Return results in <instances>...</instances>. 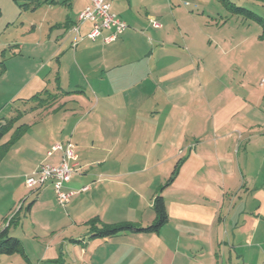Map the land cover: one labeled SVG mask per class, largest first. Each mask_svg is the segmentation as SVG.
<instances>
[{
	"label": "crops",
	"instance_id": "obj_1",
	"mask_svg": "<svg viewBox=\"0 0 264 264\" xmlns=\"http://www.w3.org/2000/svg\"><path fill=\"white\" fill-rule=\"evenodd\" d=\"M45 1L28 9L50 24L40 47L52 81L34 73L30 88L10 97L22 100L18 119L0 141V231L22 246L0 264H264V92L192 125L191 109L170 88L180 75H159L160 49L143 35L173 32L200 49L192 36L208 23L182 4L203 0H107L127 30L104 43L108 31L89 40L85 23L75 47L71 28L91 0ZM34 47L28 40L20 49ZM68 141L80 171L61 209L50 183L30 191L24 178L43 163L58 165L61 154L46 153ZM159 194L167 221L158 232L91 237L103 226H150Z\"/></svg>",
	"mask_w": 264,
	"mask_h": 264
},
{
	"label": "rangeland",
	"instance_id": "obj_2",
	"mask_svg": "<svg viewBox=\"0 0 264 264\" xmlns=\"http://www.w3.org/2000/svg\"><path fill=\"white\" fill-rule=\"evenodd\" d=\"M182 5L195 16H202L200 22L208 23L207 32L203 30L192 36V42L201 43L200 49L194 50L192 43L193 49L188 44L186 48L173 32L157 40L145 32L143 35L148 37L151 50L160 49L158 56L163 62L159 75H180L170 88L175 103L191 109L193 114L187 122L202 123L206 113L209 123L217 109L241 107L246 97L258 99L259 92H264L260 88L264 84V0H203L201 5ZM25 6V0H0V128L4 127L5 131L9 120L18 119L13 113L22 101L10 97L30 88L27 84L30 75L50 77L51 66L45 62V51L40 47L50 38V24L41 11ZM242 9L253 12L257 18L248 17ZM190 23L194 29V22ZM32 25L36 32L30 36ZM28 40L37 44L33 53L27 48L20 49ZM69 52L74 51L69 49ZM49 80L52 77L46 79L47 83Z\"/></svg>",
	"mask_w": 264,
	"mask_h": 264
},
{
	"label": "built area",
	"instance_id": "obj_3",
	"mask_svg": "<svg viewBox=\"0 0 264 264\" xmlns=\"http://www.w3.org/2000/svg\"><path fill=\"white\" fill-rule=\"evenodd\" d=\"M85 23L91 24V30L85 36L89 40L94 41L101 36L103 31H108L109 35L104 38V43L113 42L128 27L123 20L111 12L110 3L107 0H91V3L80 12L76 24L71 28L74 35L73 47L84 39L79 34L80 27ZM54 152L61 154L59 164H41L36 170L25 176L24 185L30 191H37L50 183L57 206L65 209L75 195L74 192L66 191L65 186L72 176L80 171V166H78L77 155L74 153L75 146L72 142L68 141L65 145L55 144L46 155L51 156Z\"/></svg>",
	"mask_w": 264,
	"mask_h": 264
},
{
	"label": "trees",
	"instance_id": "obj_4",
	"mask_svg": "<svg viewBox=\"0 0 264 264\" xmlns=\"http://www.w3.org/2000/svg\"><path fill=\"white\" fill-rule=\"evenodd\" d=\"M26 1V6L28 8H35L38 5H40L41 3H45L46 1H41V0H25ZM245 15H247L248 17H256L255 15H253L254 13L248 10H244ZM259 19V18H258ZM261 21V19H259ZM264 39V36H263ZM264 41V40H263ZM9 129V126H8ZM7 131V130H6ZM5 129L4 127L0 128V141L2 140L4 134H5ZM176 170L173 172V174H171V177L169 178V180L167 181V183L164 185L163 188L168 187L170 185V183L173 181L174 176L176 175ZM163 188H160L161 191L163 190ZM153 211H154V221L153 223L146 227V228H137L134 227L131 224H121L118 226H114V227H107V226H103L101 228L98 229H93V233L91 234L92 238H104V237H110L113 235H116L119 232H123V231H134L137 233H150V232H158L160 227H162L166 221H167V215H166V209H165V202H164V198L162 197L161 194L157 195L154 200H153ZM92 225L94 226V222H92ZM21 254L22 253V246H21V242L11 236L8 232V229H3L2 231H0V255H13V254Z\"/></svg>",
	"mask_w": 264,
	"mask_h": 264
}]
</instances>
